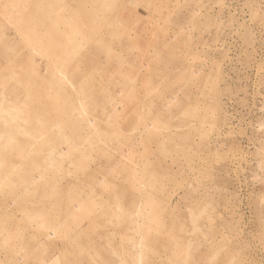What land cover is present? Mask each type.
<instances>
[{
	"label": "rangeland",
	"instance_id": "374dc122",
	"mask_svg": "<svg viewBox=\"0 0 264 264\" xmlns=\"http://www.w3.org/2000/svg\"><path fill=\"white\" fill-rule=\"evenodd\" d=\"M0 264H264V0H0Z\"/></svg>",
	"mask_w": 264,
	"mask_h": 264
}]
</instances>
